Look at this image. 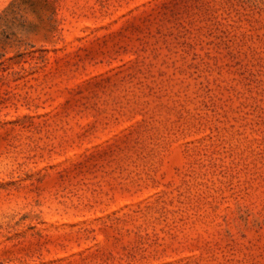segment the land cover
<instances>
[{
    "label": "rangeland",
    "instance_id": "rangeland-1",
    "mask_svg": "<svg viewBox=\"0 0 264 264\" xmlns=\"http://www.w3.org/2000/svg\"><path fill=\"white\" fill-rule=\"evenodd\" d=\"M0 264H264V0H0Z\"/></svg>",
    "mask_w": 264,
    "mask_h": 264
}]
</instances>
